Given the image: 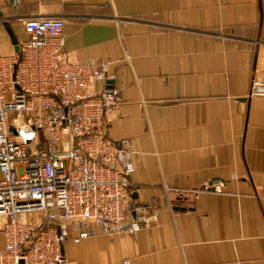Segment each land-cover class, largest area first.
Wrapping results in <instances>:
<instances>
[{
  "label": "crops",
  "instance_id": "1",
  "mask_svg": "<svg viewBox=\"0 0 264 264\" xmlns=\"http://www.w3.org/2000/svg\"><path fill=\"white\" fill-rule=\"evenodd\" d=\"M30 18L63 19L71 60L109 61L107 135L130 141L131 195L150 206L135 233L69 230V263L264 264V0H0V54Z\"/></svg>",
  "mask_w": 264,
  "mask_h": 264
},
{
  "label": "built area",
  "instance_id": "2",
  "mask_svg": "<svg viewBox=\"0 0 264 264\" xmlns=\"http://www.w3.org/2000/svg\"><path fill=\"white\" fill-rule=\"evenodd\" d=\"M63 29L60 18L27 19L19 53L0 54V264H70L69 230L74 242L135 233L150 210L131 195L130 141L107 135V114L122 100L107 83L109 61L71 60ZM251 94L264 85L253 81Z\"/></svg>",
  "mask_w": 264,
  "mask_h": 264
},
{
  "label": "water",
  "instance_id": "3",
  "mask_svg": "<svg viewBox=\"0 0 264 264\" xmlns=\"http://www.w3.org/2000/svg\"><path fill=\"white\" fill-rule=\"evenodd\" d=\"M8 2L11 5H16V4H18L19 0H8ZM21 263H22V260H21Z\"/></svg>",
  "mask_w": 264,
  "mask_h": 264
}]
</instances>
